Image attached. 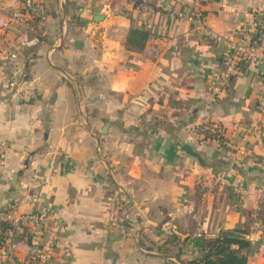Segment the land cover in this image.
<instances>
[{
    "label": "crops",
    "instance_id": "0c3cea01",
    "mask_svg": "<svg viewBox=\"0 0 264 264\" xmlns=\"http://www.w3.org/2000/svg\"><path fill=\"white\" fill-rule=\"evenodd\" d=\"M192 3L0 0V62L17 55L0 72V221L16 245L3 264H40L37 252L55 264H188L242 224L247 264H264L243 215L264 190V65L227 67ZM200 10L241 41L264 0ZM131 29L149 33L140 52L127 50Z\"/></svg>",
    "mask_w": 264,
    "mask_h": 264
},
{
    "label": "built area",
    "instance_id": "2783aa9c",
    "mask_svg": "<svg viewBox=\"0 0 264 264\" xmlns=\"http://www.w3.org/2000/svg\"><path fill=\"white\" fill-rule=\"evenodd\" d=\"M192 22L194 28L200 32L204 37L212 39L214 42L219 43L225 47L227 50L226 57L224 60L225 65L231 67V65L236 63L244 64H261L264 65V16H258L255 20L249 25L248 29L245 32L244 38L241 41H235L229 36L220 35L212 31L206 24L205 16L200 10V6L204 0H192ZM7 27V24H4V28ZM259 50L261 53L259 54ZM17 57L16 53H8L5 57H2L0 62V72L4 71V65L6 59H15ZM261 113L264 115V93L260 98L258 105ZM242 152V150H241ZM6 155V147L3 143H0V174L3 167L4 159ZM11 226V224H10ZM13 228V226H11ZM11 231H8L7 237L4 241V244L1 248L4 250L6 247L7 251H2L0 254V264H3V260L10 259V252H13L16 248V245L11 241ZM37 235L34 233L31 235ZM33 260L35 262H40V264H55L48 256L41 252H37L33 255ZM65 260L61 261V264H64Z\"/></svg>",
    "mask_w": 264,
    "mask_h": 264
},
{
    "label": "trees",
    "instance_id": "16d2710c",
    "mask_svg": "<svg viewBox=\"0 0 264 264\" xmlns=\"http://www.w3.org/2000/svg\"><path fill=\"white\" fill-rule=\"evenodd\" d=\"M149 33L140 29H131L127 35L128 51L140 52L144 49ZM257 217L250 222L259 224L260 239L264 244V201L257 207ZM13 230L9 223L0 221V247L4 244L8 231ZM251 228L241 225L239 229L220 231L213 239L203 241L198 258L188 264H247L253 247L247 238Z\"/></svg>",
    "mask_w": 264,
    "mask_h": 264
},
{
    "label": "rangeland",
    "instance_id": "374dc122",
    "mask_svg": "<svg viewBox=\"0 0 264 264\" xmlns=\"http://www.w3.org/2000/svg\"><path fill=\"white\" fill-rule=\"evenodd\" d=\"M262 201H264V190L263 189L254 190L253 193L249 194L247 198V202L245 204V210L243 211V215L247 216L248 221H249V218L256 219L257 212H258L257 207L259 203ZM251 223L254 224V222H251ZM255 224L259 227L258 222Z\"/></svg>",
    "mask_w": 264,
    "mask_h": 264
},
{
    "label": "water",
    "instance_id": "95a60500",
    "mask_svg": "<svg viewBox=\"0 0 264 264\" xmlns=\"http://www.w3.org/2000/svg\"><path fill=\"white\" fill-rule=\"evenodd\" d=\"M181 151H183V152H185V153L197 158L198 160H201L200 156L197 153L193 152L191 147L189 145H187V144H184L181 147Z\"/></svg>",
    "mask_w": 264,
    "mask_h": 264
}]
</instances>
